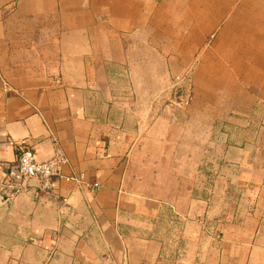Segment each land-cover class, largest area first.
I'll use <instances>...</instances> for the list:
<instances>
[{"label":"crops","instance_id":"0c3cea01","mask_svg":"<svg viewBox=\"0 0 264 264\" xmlns=\"http://www.w3.org/2000/svg\"><path fill=\"white\" fill-rule=\"evenodd\" d=\"M190 7L186 0H0V179L20 182L23 146L37 160L49 158L53 135L68 158L62 173H84L97 186L90 193L55 178L49 194L30 182L11 200L0 195V264H177L162 261L174 250L166 226L184 247L182 264H264V148L255 137L233 139L249 125L254 99L236 103L245 119L231 116L229 133L209 144L214 153L204 151L214 185L198 172L194 191L169 197L140 187L169 164L155 139L167 137L166 123L159 118L143 131L136 122L128 133L111 122L112 72L176 71L166 59L143 62L144 51L159 46L160 14L182 33L222 20L216 11L204 17L199 3ZM206 29L177 37L184 54L212 33ZM137 134L145 138L133 142ZM189 134L172 150L189 157ZM169 156L176 181L191 184L188 162ZM148 167L147 177L132 170Z\"/></svg>","mask_w":264,"mask_h":264},{"label":"rangeland","instance_id":"374dc122","mask_svg":"<svg viewBox=\"0 0 264 264\" xmlns=\"http://www.w3.org/2000/svg\"><path fill=\"white\" fill-rule=\"evenodd\" d=\"M186 2L192 7L191 10L198 3L205 6L204 17L207 14L206 17L210 18L216 11L217 15L221 14V22L189 25V31L183 33L185 35L190 33L193 37L197 36L202 27L206 26V31L213 29L199 47L191 48L189 56L188 53H183L181 44L178 45L177 37L183 36L177 27L180 25L168 21L166 14H160L154 28V36L157 39L155 42L159 46L152 47L153 55L144 51L143 62L144 65L157 64L161 59H166L176 71L129 73L119 69L112 72L113 98L108 107L111 122L114 125L125 126L124 131L128 133L133 132L136 122L142 124L143 131L159 118H161L159 122L166 123L167 137L155 139L157 142L160 141L161 145L164 143L165 147L161 146L159 150V157L165 158L164 161L168 160L169 164L164 162L162 167L156 169L157 177L152 176L153 182L149 180L151 176L147 177L151 172L150 167L142 171L136 168L132 170L140 171L147 177L148 182L140 186L144 191L150 193L157 190L160 195L167 197L188 190L194 191L196 185L194 180L198 172L211 181L214 180L216 170L212 162L207 161L208 153L204 151L210 149L209 144L216 139L220 131L229 133L231 126L227 121H230L231 116L245 119L238 116L241 110L234 107L236 103L241 107V103L244 104L247 99H254L251 112L246 117L249 125L233 134L234 141L240 142L255 137L257 147L264 148V0H186ZM238 20L244 21L238 23ZM193 37L192 41L196 42ZM163 38L164 45L161 44ZM141 96L143 101L149 98L150 102L136 105ZM183 129L185 137L188 132L190 133L189 157H186V152L172 150L173 144L182 146L183 142L187 143L186 138L183 139ZM163 130L162 126L156 129L159 134ZM144 138L145 134L130 137L131 140L134 139L133 142ZM210 152L212 155L214 150L211 148ZM169 155L176 157L179 165L183 158L188 162L191 184L176 181ZM175 166L176 164L173 167ZM8 183L10 181L5 184L0 179V195H7L11 200L23 188L15 191L7 187ZM167 227L164 231L172 241L176 236L174 227L168 228L169 233L166 232ZM181 248L184 250V247ZM184 258L185 250L182 260Z\"/></svg>","mask_w":264,"mask_h":264},{"label":"built area","instance_id":"2783aa9c","mask_svg":"<svg viewBox=\"0 0 264 264\" xmlns=\"http://www.w3.org/2000/svg\"><path fill=\"white\" fill-rule=\"evenodd\" d=\"M49 139L53 147V153L49 158L42 161L36 159L34 150L31 147L23 146L20 148L17 157V170L20 182H10L7 187L18 191L24 187L25 183L34 182L41 194H49L52 193L53 180L58 178L77 187H86L90 193H94L97 186L86 184L84 173H71L69 175L62 173V167L68 164V158L57 139L53 135H50ZM168 244L172 245L174 250L172 254L165 255L162 261L174 260L175 263L182 264L184 251L181 248L182 246L175 240L170 241Z\"/></svg>","mask_w":264,"mask_h":264}]
</instances>
